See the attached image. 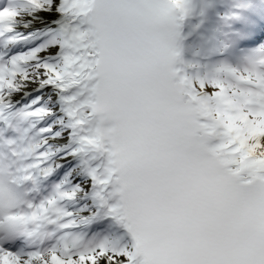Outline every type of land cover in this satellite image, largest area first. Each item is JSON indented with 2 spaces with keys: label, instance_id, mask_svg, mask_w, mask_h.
I'll use <instances>...</instances> for the list:
<instances>
[{
  "label": "snow or ice",
  "instance_id": "6c2138e0",
  "mask_svg": "<svg viewBox=\"0 0 264 264\" xmlns=\"http://www.w3.org/2000/svg\"><path fill=\"white\" fill-rule=\"evenodd\" d=\"M0 264H264V0H0Z\"/></svg>",
  "mask_w": 264,
  "mask_h": 264
}]
</instances>
